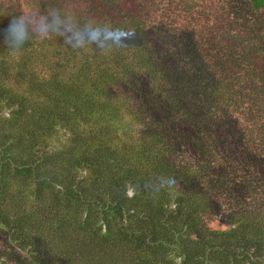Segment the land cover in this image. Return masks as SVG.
<instances>
[{
    "label": "trees",
    "instance_id": "16d2710c",
    "mask_svg": "<svg viewBox=\"0 0 264 264\" xmlns=\"http://www.w3.org/2000/svg\"><path fill=\"white\" fill-rule=\"evenodd\" d=\"M240 2L246 11L232 24L237 31L223 35L210 24L156 37L194 42L208 56L213 71H196L203 101L189 69L178 72L175 89L152 46L137 48L152 45L137 26H126L104 53L103 91L117 100L102 97L96 83V96L70 87L56 100L54 79L28 75L32 95L48 91L56 101L45 129L41 119L0 115V264H264V0ZM134 22L146 24L139 12ZM230 34L241 37L234 47ZM6 46L0 55L10 57ZM13 54L18 65L0 56V77L17 83L10 72L26 76L27 60ZM254 78L257 102H246ZM239 81L246 85L235 87ZM169 100L176 110L164 105ZM57 124L65 126L63 138L53 136Z\"/></svg>",
    "mask_w": 264,
    "mask_h": 264
},
{
    "label": "rangeland",
    "instance_id": "374dc122",
    "mask_svg": "<svg viewBox=\"0 0 264 264\" xmlns=\"http://www.w3.org/2000/svg\"><path fill=\"white\" fill-rule=\"evenodd\" d=\"M240 1L241 0H218V5L215 6L213 0H109V4L101 0H94L92 6L86 7L83 0H80V2L79 0L78 2L76 0H0V27L4 26L5 23L9 22L14 16L25 11L35 10L40 14H45L52 6H58L66 14L76 16L81 23L88 21L101 23L111 22L113 24H122L125 27L137 26L139 30L144 28L143 30L147 31L146 38L148 41L152 42V45H147V43L143 41L140 43L141 46L136 45L137 48H149V46H152V55L159 60L164 59V63L160 66L167 67L166 72L171 76L173 80L171 84H173L175 89H179L181 85L179 81L176 80L178 72L189 69L195 79L196 87L194 88V92L196 100L199 102L203 101L206 95L203 94L205 89H200L198 87V83H200L203 78L196 73V71L200 66L207 67L213 71V68H211L212 63H208L207 61L208 56L204 55L200 49H194L192 46L194 42H190L189 44V41H186L185 44L189 45L184 44V46H182L183 43L179 41L180 38L176 41L174 40V42L166 43L162 41L159 42L156 37L166 28L181 36L179 32H176L179 27L186 28L190 31H202L208 28L210 24L212 27H216L218 32L223 35L227 33L226 31L228 28L237 31L233 29V27L236 28L239 24L233 25V27L232 24L244 14V11H246V6L241 4ZM184 5L188 6V9H186ZM224 5L226 8H224ZM136 12H139L142 18L146 20V24L148 20L150 21L149 27H146V24H140L138 22L130 23L132 16L136 14ZM154 19L157 21H153ZM257 30L260 29L257 28ZM205 33L204 31V34ZM258 35L259 41H262L264 44V31H260ZM194 37H197V35ZM228 38L230 41L229 45H233V47L238 39L241 41V37L233 34H230ZM4 43L3 40H0V54L4 53V50H2ZM171 43H173V45ZM7 47L8 46L5 48ZM21 52L23 56L22 61L27 60V71H25L27 75L25 76V74H23L20 76L18 72H10L13 76H16L17 83H15V80L12 78L6 81L5 78L0 77V115L3 119H7L11 115V112H13L15 113V116L12 118L14 122H17L20 117L21 119L25 117L28 119L27 117H29L28 123H35L36 120L41 119V125L45 129V124L50 122L48 116L53 115V111H51L53 104L57 99H64L70 87L83 90L87 96H89L88 89H91L94 92V96H96L99 94V89L96 84H99L102 97H108L113 101L117 100V97L114 96V91L112 94L104 93L103 84L101 82L102 77L103 79L106 78L101 68L109 59L106 56L107 54H104L108 51L98 50L95 46H89L82 50H73L65 43L62 37L54 36L49 40H42L40 37L35 36L30 41L29 48L23 49ZM57 53L58 57L56 58L55 55ZM11 54L10 57L6 55L0 56L12 62L14 65H18L19 61L15 59L16 55L13 53ZM99 62L101 66L98 69ZM213 62H215L214 59ZM35 63H37L36 66ZM158 68L159 65L156 69ZM28 75L30 79L37 77L43 83L51 82L52 79H54L53 82L55 83L52 86L53 92L51 88L50 92L56 95V100L54 101L52 94H47V88L44 89V92L46 91L45 93L41 92L32 95L28 91L33 90L30 89L32 86L29 85L28 81L30 80H28ZM243 80L244 79H242V81ZM228 81H231V78ZM249 81L252 82L249 84L248 88H246L247 91L243 97L246 102L255 101L256 103L255 97L253 96L254 98H251V92L256 87L255 83L257 80L254 78ZM245 85V83L239 81L234 86L237 88L241 86L242 88ZM5 90L11 91V96L8 94L5 95ZM14 101L17 102L14 104ZM91 101L97 103L95 99ZM261 101L264 102V97H262ZM210 103H212L211 100L208 104ZM97 104L99 105V103ZM164 105H167L171 110H176V106H173L170 100L168 104L164 102ZM185 105V103H182L180 107L183 108ZM13 106H16L15 110L12 109ZM41 112H44L41 117L36 115ZM258 113L259 112H257V114ZM212 120L214 121L216 119L213 118ZM64 127L65 126L62 124H57L51 128L54 132L53 136L55 138L58 136L63 138V134H65ZM225 127L228 126L225 125ZM3 128L4 132L8 130L7 125H3ZM223 129L227 131L229 128ZM225 131H223V133H225ZM38 132L41 133L44 131L39 128ZM85 136H90L91 140L95 139L94 135L91 133H87ZM14 152L19 153L18 150L15 151L13 149L11 153ZM128 191L130 194L131 188H129ZM77 238V235L74 236L72 241L73 244L77 241ZM89 245L92 255H94L95 252L92 249L94 248V246H92L94 244L89 241Z\"/></svg>",
    "mask_w": 264,
    "mask_h": 264
},
{
    "label": "clouds",
    "instance_id": "9594fccd",
    "mask_svg": "<svg viewBox=\"0 0 264 264\" xmlns=\"http://www.w3.org/2000/svg\"><path fill=\"white\" fill-rule=\"evenodd\" d=\"M125 26L111 22L81 21L66 14L60 7L52 6L45 14L35 10L25 11L9 20L3 32V40L13 53L21 52L35 36L42 40L62 37L73 50L95 46L101 51H109L116 45L118 37H123Z\"/></svg>",
    "mask_w": 264,
    "mask_h": 264
}]
</instances>
